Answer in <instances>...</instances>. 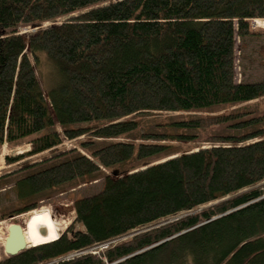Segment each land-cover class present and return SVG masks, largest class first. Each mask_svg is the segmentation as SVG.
<instances>
[{
    "label": "trees",
    "instance_id": "1",
    "mask_svg": "<svg viewBox=\"0 0 264 264\" xmlns=\"http://www.w3.org/2000/svg\"><path fill=\"white\" fill-rule=\"evenodd\" d=\"M262 18L264 0H0V147L31 144L8 164L50 153L1 176L19 206L0 219L103 176L58 238L0 264H264V113L202 114L264 96V80L235 72L236 38ZM152 112L181 115L141 129ZM62 134L84 136L83 152L57 151Z\"/></svg>",
    "mask_w": 264,
    "mask_h": 264
},
{
    "label": "rangeland",
    "instance_id": "2",
    "mask_svg": "<svg viewBox=\"0 0 264 264\" xmlns=\"http://www.w3.org/2000/svg\"><path fill=\"white\" fill-rule=\"evenodd\" d=\"M59 20L61 21L62 19ZM49 23L50 22H47L43 24V26H46ZM257 23L255 25L250 22V31L253 32V36L245 37L242 42L239 40L238 37L236 38V80H264V20L263 22L258 20ZM257 25H259V27ZM36 28L37 27H27L25 29H22V32L28 34L35 31ZM28 56L33 63L31 54H28ZM36 72L41 84L44 87H47L48 84L52 82V79L55 77L53 68L42 54H39V62L36 64ZM240 106H245L248 108L253 107L256 111L253 115L263 114L264 96L253 101L244 102L239 106H224L212 108L206 112H203L202 114H218ZM179 115H181V112H152L136 115L135 118L140 121L141 129H144L154 128V123L169 121L170 119ZM262 126H264V124ZM56 130L61 131L58 125H56ZM61 137L62 142L58 145L57 151L64 152L75 148L77 151L83 152L82 149L78 146V140L82 139L84 136H80L77 139L72 140H68L64 137L63 134ZM189 145L190 144L188 143H174L171 152L175 153L185 150ZM30 148L31 144L30 142H28L27 139L13 144L4 143L2 147H0V214L2 212L8 214L10 211L16 209L19 206V204L13 200V195L10 192L11 188L13 187L14 177L10 176L2 179L1 176L18 169L22 162L32 161L34 159L38 160L43 156H49L48 154H50L45 152L43 154L25 156L23 158H20L19 160H15L10 164L7 163V157L13 158L19 155H24L27 151L30 150ZM102 179L103 176L100 175L91 181L79 182L77 184L69 185L64 188L58 189L57 191H53L52 193L38 199L34 208L25 212L14 214L13 216H7L5 218L0 219V259L5 258L4 240L7 235V229L10 224H20V226L22 227V234L26 247H30L36 243L52 239L58 236L59 233L63 231L68 225H70L74 220L75 210L73 203L75 199L84 195H90L97 192L99 190L100 182ZM263 183L264 182L260 183V185ZM1 202H4V206H2ZM185 214L186 213H181L175 217H169L161 221L160 223L157 222V225L167 223L176 218L182 217ZM152 225V227L146 226L144 228H141L139 232H143L145 230L157 226L154 224ZM74 227L78 228V225L75 224ZM131 237V235L117 237L115 238V240L112 241L110 246L128 240ZM100 247L101 245L98 247H94V250L99 253L103 250H100ZM87 252L90 251L83 250L80 254H84ZM77 254H79V252L76 253V255Z\"/></svg>",
    "mask_w": 264,
    "mask_h": 264
},
{
    "label": "water",
    "instance_id": "3",
    "mask_svg": "<svg viewBox=\"0 0 264 264\" xmlns=\"http://www.w3.org/2000/svg\"><path fill=\"white\" fill-rule=\"evenodd\" d=\"M71 15L64 18L68 19ZM60 21V20H59ZM27 28V27H26ZM25 29V28H24ZM62 232H60L61 234ZM27 249L25 246L22 227L18 223H12L7 229V235L4 240V255L6 258L12 257Z\"/></svg>",
    "mask_w": 264,
    "mask_h": 264
},
{
    "label": "built area",
    "instance_id": "4",
    "mask_svg": "<svg viewBox=\"0 0 264 264\" xmlns=\"http://www.w3.org/2000/svg\"><path fill=\"white\" fill-rule=\"evenodd\" d=\"M113 240H115V239H111V240H108V241L100 242V243L95 244V245H93V246H91V247H89V248H87L85 250H89V251H92L93 252V251H95L94 250V247H98L100 245H101V247H100L101 249L100 250L105 249V248H107L112 243ZM90 249H92V250H90ZM78 252H80V251H77L75 253H78Z\"/></svg>",
    "mask_w": 264,
    "mask_h": 264
},
{
    "label": "bare ground",
    "instance_id": "5",
    "mask_svg": "<svg viewBox=\"0 0 264 264\" xmlns=\"http://www.w3.org/2000/svg\"><path fill=\"white\" fill-rule=\"evenodd\" d=\"M58 236H59V235H58ZM58 236H57V237H58ZM57 237H56V238H57ZM56 238H55V239H56ZM53 240H54V239H53ZM50 241H52V240H50ZM46 242H49V241H44V242H42V243H46ZM42 243H37V244H34V245L30 246V247H33V246H36V245H39V244H42ZM27 248H29V247H27ZM81 252H82V250H80L79 254H80Z\"/></svg>",
    "mask_w": 264,
    "mask_h": 264
}]
</instances>
